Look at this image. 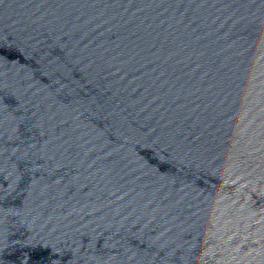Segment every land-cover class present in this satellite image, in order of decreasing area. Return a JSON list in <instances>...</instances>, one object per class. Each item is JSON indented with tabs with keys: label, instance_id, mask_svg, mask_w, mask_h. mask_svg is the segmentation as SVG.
Masks as SVG:
<instances>
[{
	"label": "water",
	"instance_id": "95a60500",
	"mask_svg": "<svg viewBox=\"0 0 264 264\" xmlns=\"http://www.w3.org/2000/svg\"><path fill=\"white\" fill-rule=\"evenodd\" d=\"M0 264H264V0H0Z\"/></svg>",
	"mask_w": 264,
	"mask_h": 264
}]
</instances>
